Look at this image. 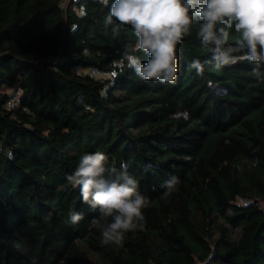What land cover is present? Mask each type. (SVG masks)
<instances>
[{
	"label": "trees",
	"instance_id": "obj_1",
	"mask_svg": "<svg viewBox=\"0 0 264 264\" xmlns=\"http://www.w3.org/2000/svg\"><path fill=\"white\" fill-rule=\"evenodd\" d=\"M107 12L98 0H0V264H264L254 66L196 75L189 63L210 53L194 28L176 83L145 82L115 66L135 38L106 29ZM184 110L190 119L173 118ZM97 151L126 163L151 201L144 230L122 246L102 244L98 211L66 179ZM173 175L165 197L159 185ZM70 210L84 219L72 225Z\"/></svg>",
	"mask_w": 264,
	"mask_h": 264
},
{
	"label": "clouds",
	"instance_id": "obj_2",
	"mask_svg": "<svg viewBox=\"0 0 264 264\" xmlns=\"http://www.w3.org/2000/svg\"><path fill=\"white\" fill-rule=\"evenodd\" d=\"M108 12L104 27L114 35L129 27L135 42L125 46L115 66L123 72L132 69L145 82L175 84L179 46L195 28L196 38L210 55L194 58L188 65L196 75L205 68L219 71L226 66L247 62L258 82L264 84V0H98ZM84 14L83 12L81 13ZM141 54L147 59H141ZM117 75L114 73V76ZM174 119H190L187 110ZM78 188L81 202L99 215L91 220L104 245L122 246L125 234L145 228L144 210L151 201L140 191L136 178L122 162L117 168L100 151L85 153L75 170L66 176ZM177 176H170L159 187L165 197L176 190ZM84 216L69 211V221L78 224ZM19 249L20 244L13 242Z\"/></svg>",
	"mask_w": 264,
	"mask_h": 264
},
{
	"label": "built area",
	"instance_id": "obj_3",
	"mask_svg": "<svg viewBox=\"0 0 264 264\" xmlns=\"http://www.w3.org/2000/svg\"><path fill=\"white\" fill-rule=\"evenodd\" d=\"M13 104H14V100H10L8 103V106L11 107V106H13Z\"/></svg>",
	"mask_w": 264,
	"mask_h": 264
},
{
	"label": "rangeland",
	"instance_id": "obj_4",
	"mask_svg": "<svg viewBox=\"0 0 264 264\" xmlns=\"http://www.w3.org/2000/svg\"><path fill=\"white\" fill-rule=\"evenodd\" d=\"M67 3V0H64V4H66Z\"/></svg>",
	"mask_w": 264,
	"mask_h": 264
}]
</instances>
